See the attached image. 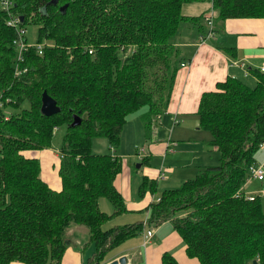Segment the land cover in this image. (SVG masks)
<instances>
[{
    "label": "trees",
    "instance_id": "1",
    "mask_svg": "<svg viewBox=\"0 0 264 264\" xmlns=\"http://www.w3.org/2000/svg\"><path fill=\"white\" fill-rule=\"evenodd\" d=\"M186 1L192 0H13L9 12L0 9V99L4 105L29 104L9 115L0 106V264H60L71 223L88 227L93 264H98L107 250L145 224L165 220L200 264L249 259L264 264L263 201L260 194L249 198L241 190L264 140V72L259 68H250L252 85L229 75L200 95L198 124L210 130L219 163L158 192L147 207L146 223L101 226L125 209L114 185L122 159L112 151L94 152L91 140L105 137L115 150L130 113L145 106L141 118L148 132L153 116L166 109L183 59L175 37L184 22L203 27L201 15L181 12ZM210 1L221 20L260 17L264 23V0ZM14 13L23 18L10 25L7 19ZM27 22L38 23L36 43L42 48L23 50L19 66L26 69L17 72L14 41L21 27L26 33ZM43 90L59 107L51 115L40 109ZM74 114L80 121L72 126ZM59 128L57 190L40 175L39 158L22 151L52 146ZM139 188L140 194H156L157 180L143 176ZM101 196L113 204L112 214L99 208ZM161 264L179 263L164 251Z\"/></svg>",
    "mask_w": 264,
    "mask_h": 264
},
{
    "label": "crops",
    "instance_id": "2",
    "mask_svg": "<svg viewBox=\"0 0 264 264\" xmlns=\"http://www.w3.org/2000/svg\"><path fill=\"white\" fill-rule=\"evenodd\" d=\"M181 12L184 15H201L204 28L199 29L195 24L184 22L182 26L185 27L179 29L175 44L179 45L181 49L183 56L181 63L183 64L177 70L169 102L162 113L157 117L153 116L152 120L155 123L152 122L150 134L146 135L148 139H144L141 144L145 151L143 157L145 160L140 163V165H144L140 177L135 179L136 173H133L131 166L125 159V162H122L121 170L114 178V185L122 196L125 209L112 214L113 204L109 201L111 206L109 210H106V203L103 201L104 208H101L102 196L99 197V208L108 214H112L101 224L103 229L136 221L146 223L147 207L151 201L157 199L158 194H153L148 190L140 194L139 184L143 176L156 179L157 183H161V187L170 188L171 186L168 184L172 181L182 179V175H188L193 171V167L185 169L186 165L198 161L196 160L199 158L197 154H193V157L190 158L183 157V154L187 152L185 147L196 145L197 148L194 150L204 151L205 143L203 140L206 138L199 136L201 127L198 124V114L196 113L201 93L205 90L216 89L217 81L224 80L229 75L239 77L252 85L255 82V76L250 68H259L264 65V23L262 18L228 17L221 20L218 17V9L213 7L210 0L183 2ZM205 16H209L212 20L210 35L205 32L207 28H210ZM225 47L227 48L225 49ZM227 49H231V51ZM232 60H236V63L244 62L247 72L241 66L232 63ZM144 112L145 109L137 117H133L134 125L131 123L136 131L138 119L137 134L141 130L140 138H142L143 133L145 136V126L141 118ZM180 117L188 120V126L181 125ZM192 130L196 133L193 134ZM191 138L193 140H190ZM211 139L212 134L211 137L208 136L207 141L210 142ZM210 145L214 150H217L214 145ZM120 147L122 148V146ZM49 148L23 150L22 152L26 156H36L39 160H45L52 156L59 157L57 152L51 151ZM135 148L131 152L133 155L130 156L142 160L143 158L138 157V150ZM260 149L264 151L262 148ZM124 151L119 154L117 152L112 153L121 157L120 155L127 153ZM42 160H40L42 173L40 175L52 188L60 189V176L48 178L44 175V171L48 172L47 175H51V173L49 174L48 166L44 167ZM257 161L264 162V155L261 160L257 159ZM204 165L207 164L202 166ZM202 166L196 165L195 170L198 167L201 169ZM183 170H187L184 171L185 174ZM167 171L176 178L167 176ZM248 184L249 180L245 181L241 188L246 196L259 194L257 190L259 187H263L261 188L262 191L259 189L261 198H263L264 184L259 187H247ZM143 212L146 214L142 215ZM119 216L122 220L116 221ZM145 225L153 229L151 236H145L144 233L148 229L146 228L148 226H145L139 233L107 250L98 264H105L120 255L127 256L126 264H161V255L164 251H169L179 264H200L196 257L187 255L181 235L173 228L169 220H165L156 226ZM66 234L67 246L60 264H93L95 245L93 241L89 240L88 227L83 224L71 223L66 229ZM10 264L24 263L19 260H12ZM246 264H254V259L247 260Z\"/></svg>",
    "mask_w": 264,
    "mask_h": 264
},
{
    "label": "rangeland",
    "instance_id": "3",
    "mask_svg": "<svg viewBox=\"0 0 264 264\" xmlns=\"http://www.w3.org/2000/svg\"><path fill=\"white\" fill-rule=\"evenodd\" d=\"M24 26L26 27V33H25L26 41H27L28 44H31V46H33V44L36 43V40H37L38 23H36V22H27V23H24ZM184 27L185 26L183 25L181 27V29L184 28ZM206 31H208V28L205 30V32ZM0 106H1L2 112L4 114H6V115H9V114H12V113H14V114L18 113L21 110L22 107L28 108L29 107V104H28V101L25 100L22 103V105L19 106V107H16V106L11 105V104H5L4 105L2 103V100L0 99ZM144 109H145V106H142V107H140L139 110H137L135 112H132L133 114H130V116H129L128 120H127L128 122L126 121L124 123V125H123L124 126L123 127V130H122L123 132H121L120 141H119V145H118L119 147L117 146L115 150L114 149L112 150V149L109 148L108 141H107V139L105 137L95 136L91 140L92 150L94 152H97V153H104V152H107V151H112L113 153L117 152L119 154L120 152H123V150H125L124 152H127V153L125 155H123V154L120 155L121 158L124 159L122 162H125V159H127L129 165L131 166L130 168L132 169L133 173H136L135 174V179L140 177V172H141L142 167L144 165L143 164L142 165H138V163H140L141 160H139L135 156H130V155H133L131 152H133L134 151V148L136 147L135 149H137L138 151L141 152L140 157L139 156L138 157L139 158H143L144 157L145 151L141 149L142 148V145L141 144H142V142H143L144 139H146V138L148 139V137H146V135H147V133L150 134V129L147 132L146 128H144L145 129V136H144V133H143L142 134V138H140L141 130L137 134V131L139 129V124H138L139 121L137 119V130L135 131L134 127L132 126V124H133V120L132 119H133V117H137L139 114H141ZM179 121H180L181 125H184V126H188V124H189L188 120L185 119V118H181L180 117V120ZM153 123H155V122H153ZM173 130H174V128H173ZM62 132H63L62 131V128H59L55 132L53 144L49 148L51 151L57 152L58 154H60V152H59L58 149H59V142H60V138H61ZM192 133L195 134L196 132L194 130H192ZM174 134H176V133H174ZM209 135L211 137L210 130L205 129V128H203V129L201 128L200 129L199 136L202 137V138H206L205 140H203L204 143H205L204 144V151L205 152L204 151L200 152V150H194L195 148H197L196 145L193 146V145H187V144H185V145H187L185 147V149H186L187 152L183 154V157L190 158V157H193V154H197V156L199 158L196 159V160H198V161H195L193 164L186 165V168L185 169H191L193 167V171L190 172L188 175L187 174L184 175V176L182 175V179H176V180H174L172 182L170 181L171 183L168 184L169 186H171V187L179 186L187 178L193 177L195 175V173H197L200 170L199 169L200 167H198V169L195 170L196 165H200V166H202L203 164L216 165V164L219 163L220 159H219V152H218V150H214L213 147L207 141V138H208ZM135 139H136V141H135ZM190 140H193V139L191 138ZM120 146H122V148ZM46 148H48V147H46ZM263 155H264V151H262L259 148L254 156L256 157V159H258V160L260 159L261 160V158L263 157ZM40 160H42V159H40ZM59 160H60L59 157H54V156L49 157V158H47L45 160L43 159L42 160V164H44V167L48 166L49 174L51 173V175H47L48 172L44 171L43 172L44 175H46L48 178L49 177H56L57 175L60 176L58 174ZM258 162H260V161H258ZM204 166H206V165H204ZM204 166H202L201 168H203ZM184 171H187V170H183V173H184ZM40 174L42 175L41 172H40ZM166 175L169 176V177H172V178H176L169 171L166 172ZM248 180H249V184H248L247 187H250V186L259 187L262 184H264V178H262V179H256V178L250 177ZM164 188H167V187H161V183L158 182V191H157V194H158V192H160ZM261 188H263V187H259L260 191H262ZM259 189L257 190V193L261 194V192L259 191ZM103 201H105V203H106V208H107L106 210H109L110 209V206H111L109 200L105 196H102V198L100 200V206H101V208H104ZM262 201H263V210H264V196L262 198ZM141 214L142 215H145L146 213L143 212ZM120 220H122L120 218V216L118 218H116V221H120ZM145 226H148V225H145ZM146 228H149V226L146 227Z\"/></svg>",
    "mask_w": 264,
    "mask_h": 264
},
{
    "label": "built area",
    "instance_id": "4",
    "mask_svg": "<svg viewBox=\"0 0 264 264\" xmlns=\"http://www.w3.org/2000/svg\"><path fill=\"white\" fill-rule=\"evenodd\" d=\"M13 5V0H0V9H3L5 11H10V8L11 6ZM205 20L207 21V23L210 25V28H209V31H208V34L210 35L212 30H211V27H212V20L209 16H205ZM19 22V15L17 14H11L8 19H7V23L10 24V25H17ZM25 33V28L24 27H21L20 28V36L16 39L15 44H16V47H17V53H16V63H15V69L17 72H20L21 70H25L26 68L24 67H20L19 66V63L22 61L23 57H22V51L25 50L27 47L31 46V44H28L25 39H24V36L23 34ZM33 46L38 50V52H41V48H42V43H34ZM237 61L236 60H232V63L234 64H237L239 66H241L243 68V70L245 72H247V68L244 64V62H239V63H236ZM183 64V63H181ZM259 69L261 71L264 72V65L260 66ZM259 147L262 148L264 150V140H262L260 143H259ZM142 150H144V148L142 147L141 148ZM137 155L140 157L141 155V152L140 151H137ZM248 172H249V175H248V178L247 180L250 178V177H253V178H257V179H262L264 178V162H253L251 163L249 166H248ZM246 180V181H247ZM249 198H252L253 195H248ZM145 236L146 237H149L153 234V229L152 228H148L146 231H145Z\"/></svg>",
    "mask_w": 264,
    "mask_h": 264
},
{
    "label": "water",
    "instance_id": "5",
    "mask_svg": "<svg viewBox=\"0 0 264 264\" xmlns=\"http://www.w3.org/2000/svg\"><path fill=\"white\" fill-rule=\"evenodd\" d=\"M57 0H51V2L55 3ZM66 5H62L60 6L61 9H63ZM19 18L22 19L23 15H19ZM41 112L45 115H51L54 112H56L58 110V106L56 103V100L48 94V92L46 90L42 91L41 94ZM80 121V117L77 114H74L73 116V120L71 121L70 125H75ZM138 165H140V163H138ZM127 263V256L126 255H120L108 262H106L105 264H126Z\"/></svg>",
    "mask_w": 264,
    "mask_h": 264
}]
</instances>
